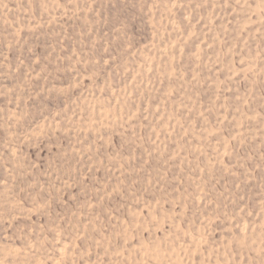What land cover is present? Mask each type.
Segmentation results:
<instances>
[{"label":"rangeland","instance_id":"374dc122","mask_svg":"<svg viewBox=\"0 0 264 264\" xmlns=\"http://www.w3.org/2000/svg\"><path fill=\"white\" fill-rule=\"evenodd\" d=\"M0 264H264V0H0Z\"/></svg>","mask_w":264,"mask_h":264}]
</instances>
